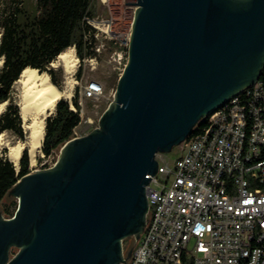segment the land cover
Segmentation results:
<instances>
[{
    "label": "water",
    "instance_id": "95a60500",
    "mask_svg": "<svg viewBox=\"0 0 264 264\" xmlns=\"http://www.w3.org/2000/svg\"><path fill=\"white\" fill-rule=\"evenodd\" d=\"M127 4L136 10L114 102L96 129L61 146L52 167L9 191L17 206L0 216V264H119L121 242L143 230L145 176L157 156L258 80L264 0Z\"/></svg>",
    "mask_w": 264,
    "mask_h": 264
},
{
    "label": "built area",
    "instance_id": "2783aa9c",
    "mask_svg": "<svg viewBox=\"0 0 264 264\" xmlns=\"http://www.w3.org/2000/svg\"><path fill=\"white\" fill-rule=\"evenodd\" d=\"M108 16L85 19L96 63L109 41L127 52L131 27L113 31L111 10L133 0H99ZM86 96L102 92L96 81ZM204 125L180 143L183 154L167 161L157 156L154 175H146L147 212L142 232L119 264H264V88L244 87L213 112Z\"/></svg>",
    "mask_w": 264,
    "mask_h": 264
},
{
    "label": "trees",
    "instance_id": "16d2710c",
    "mask_svg": "<svg viewBox=\"0 0 264 264\" xmlns=\"http://www.w3.org/2000/svg\"><path fill=\"white\" fill-rule=\"evenodd\" d=\"M93 0H0V103L7 101L0 114V132L10 130L23 139L18 106L12 98V86L25 67L38 72L47 71L57 86L51 62L67 47L73 46L77 57L95 55L90 48L92 40L84 39L89 27L87 17L93 16ZM80 74V69L76 75ZM257 82L264 88V66ZM76 111L66 101L56 103L52 116L45 119L41 145L43 157H49L73 137V129L79 122V105L76 93L72 99ZM204 122L198 121L192 128L197 132ZM5 150H3V154ZM264 161V149L258 157ZM40 160V158H38ZM30 173L27 150H23L18 169L4 156H0V214L11 217L15 211V199L9 191L24 175ZM13 205L8 210L7 205Z\"/></svg>",
    "mask_w": 264,
    "mask_h": 264
},
{
    "label": "rangeland",
    "instance_id": "374dc122",
    "mask_svg": "<svg viewBox=\"0 0 264 264\" xmlns=\"http://www.w3.org/2000/svg\"><path fill=\"white\" fill-rule=\"evenodd\" d=\"M102 7L103 6L101 5L99 0H93L92 10L94 17L97 15L98 16L103 15V11H106L108 16L107 10H105V8ZM110 14H112L113 18H116V23L113 24V28H112L113 31L119 33L120 35H123L124 33L128 32L129 28L131 27V23L133 19L132 10L126 6H123L120 9L113 8ZM0 35H1V29H0ZM72 48L74 51V55L77 58L76 68L72 74V79L74 81L72 96L68 101L64 99H60V100L66 101L69 104L70 109L76 111L72 105V99L75 93L77 95V102L79 105V111H78L79 122L77 126L73 129V137H72V138H76V137L85 136L94 129H96L99 126V122L102 114L112 106L114 102V94H115L117 80L127 61V52H125V50L122 51L121 52L122 58L121 60H118L117 55L114 53L115 52L118 53L121 50V48L118 46L117 42L108 41L104 46L102 52L96 56V63L93 62L90 64L89 62H84V63L81 62V59L76 55L75 48L73 46ZM49 68L53 70V75L57 80V87L59 89H63L65 87V82H64L65 74L61 62L58 61L57 58H55L54 61L50 63ZM78 69H80V74L77 76L76 72ZM42 72L47 73V71H42ZM90 81H96L97 83L100 84L102 89V92L100 94L91 97L86 96V93L84 92V88ZM18 94H19V85L15 81L12 86V98L17 106H18L17 104ZM5 107L6 104L1 113L4 112ZM18 110H19V106H18ZM53 114L54 112L49 114L47 117L52 116ZM19 118L21 121L22 130L24 132V137L23 139H21L10 130H3L2 132H0V156L4 155L7 158L9 147L11 145H14L18 141L24 140L26 133L28 132L27 126L31 121V117L27 118L26 121H22L20 115ZM3 150H5L4 154H3ZM59 150L49 157H43L40 147L39 151L35 155L34 161L30 160V157L27 152L30 173L35 171L45 170L52 167L53 164L56 162L57 158L59 157ZM184 152L185 150H182L179 144L173 146L170 151L162 154V156H164V158L167 161H173L175 158H177ZM38 158H40V160H38ZM14 166L18 167L19 162L17 166L16 165ZM9 195L15 199L16 202L15 205L17 206V197L10 194V192ZM6 207L8 208L9 211L13 209V205L11 204L7 205ZM0 216H2L3 218H8L2 214H0ZM134 239L135 238L133 236H130L123 240L122 243L124 247V254L128 253L129 250L133 247ZM17 250H18L17 248L11 247L9 250V257H12L17 252Z\"/></svg>",
    "mask_w": 264,
    "mask_h": 264
},
{
    "label": "bare ground",
    "instance_id": "6f19581e",
    "mask_svg": "<svg viewBox=\"0 0 264 264\" xmlns=\"http://www.w3.org/2000/svg\"><path fill=\"white\" fill-rule=\"evenodd\" d=\"M65 74V87L59 89L53 84L46 72H38L35 68L25 67L19 74L16 82L19 85L18 106L22 121L31 117L27 126L28 132L24 140L18 141L8 149V160L17 166L22 151L27 150L31 161H34L39 151L45 130V118L54 112L56 103L60 99L69 100L72 96L74 81L72 74L75 71L77 58L72 46L67 47L57 55ZM1 64V59H0ZM5 106L0 103V114Z\"/></svg>",
    "mask_w": 264,
    "mask_h": 264
}]
</instances>
